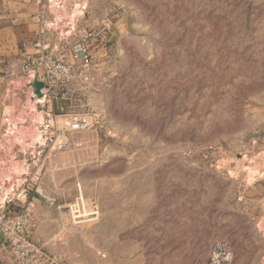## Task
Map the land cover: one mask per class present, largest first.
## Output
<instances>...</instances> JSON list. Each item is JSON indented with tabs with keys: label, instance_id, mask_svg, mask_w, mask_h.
Instances as JSON below:
<instances>
[{
	"label": "rangeland",
	"instance_id": "rangeland-1",
	"mask_svg": "<svg viewBox=\"0 0 264 264\" xmlns=\"http://www.w3.org/2000/svg\"><path fill=\"white\" fill-rule=\"evenodd\" d=\"M82 1L115 23L74 84L99 122L40 158L33 240L71 264H264V0ZM11 79L0 114L29 100Z\"/></svg>",
	"mask_w": 264,
	"mask_h": 264
},
{
	"label": "built area",
	"instance_id": "built-area-1",
	"mask_svg": "<svg viewBox=\"0 0 264 264\" xmlns=\"http://www.w3.org/2000/svg\"><path fill=\"white\" fill-rule=\"evenodd\" d=\"M31 1L36 7L29 17L33 36L19 43L18 63L15 67L6 64L3 72L5 78H23L22 85L13 79L9 84L21 95L30 92L32 103L29 106L23 100L19 110L0 114V200L5 199L0 208V254L12 264H71L33 240L29 185L38 180L40 158L46 150L67 149L72 133L99 122L98 113L73 109L78 100L74 84L93 82L91 70L105 54L104 38L115 23L104 16L90 26L82 0ZM35 76L43 82L41 97L30 87ZM218 254L215 264H224Z\"/></svg>",
	"mask_w": 264,
	"mask_h": 264
},
{
	"label": "crops",
	"instance_id": "crops-1",
	"mask_svg": "<svg viewBox=\"0 0 264 264\" xmlns=\"http://www.w3.org/2000/svg\"><path fill=\"white\" fill-rule=\"evenodd\" d=\"M35 10L31 0H0V82L5 78L4 66L18 63L19 43L33 36L29 17ZM0 264L12 263L0 254Z\"/></svg>",
	"mask_w": 264,
	"mask_h": 264
},
{
	"label": "water",
	"instance_id": "water-1",
	"mask_svg": "<svg viewBox=\"0 0 264 264\" xmlns=\"http://www.w3.org/2000/svg\"><path fill=\"white\" fill-rule=\"evenodd\" d=\"M30 87L33 88L34 95H36L37 97H41L40 89L43 87V82L38 80L36 76L34 77L33 81L31 82ZM41 135H42V133H40V136ZM8 196H9V193L6 192L5 198H7ZM31 199L32 200H39V201H46V198L39 191L32 192ZM4 205H5V199L0 200V208Z\"/></svg>",
	"mask_w": 264,
	"mask_h": 264
},
{
	"label": "bare ground",
	"instance_id": "bare-ground-1",
	"mask_svg": "<svg viewBox=\"0 0 264 264\" xmlns=\"http://www.w3.org/2000/svg\"><path fill=\"white\" fill-rule=\"evenodd\" d=\"M30 96V95H29ZM32 103V99H30V97H29V100H28V104H29V106H30V104ZM14 110V109H13ZM12 110V111H13ZM12 111H10V112H12ZM17 168H15V170H16Z\"/></svg>",
	"mask_w": 264,
	"mask_h": 264
}]
</instances>
